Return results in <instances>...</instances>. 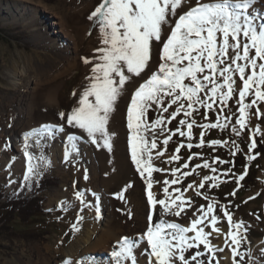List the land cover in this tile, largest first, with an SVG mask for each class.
I'll list each match as a JSON object with an SVG mask.
<instances>
[{
    "label": "rangeland",
    "instance_id": "1",
    "mask_svg": "<svg viewBox=\"0 0 264 264\" xmlns=\"http://www.w3.org/2000/svg\"><path fill=\"white\" fill-rule=\"evenodd\" d=\"M86 2L87 5L83 6ZM100 2L102 0H0V28L8 31H0V143L4 144L0 145V190L3 192L0 214L4 215L0 216V264H63L65 260L92 264L88 259L90 256L95 257V264H115L110 254L118 250L117 241L123 237L139 238L146 232L147 193L128 153L126 117L135 90L152 72L158 70L162 62V43L154 45L150 65L145 73L140 77L128 74L130 78L126 81L113 111L109 113L106 127L111 136V151L103 147L102 141L99 147L91 144L86 138V133L68 125L66 120V116L79 107L81 94L90 83L86 77H91V68L96 62L93 59L97 55L95 50L103 46L99 27L94 20L89 19ZM262 5L264 7V3ZM261 13L264 18V10ZM53 22L57 25H52ZM60 25L66 38L60 33ZM258 27L260 29L259 25ZM169 34V29H166L164 37ZM76 47L74 67L67 70L64 60ZM250 55H254V50ZM85 57L92 63L86 65L83 62ZM22 70H28L27 75L34 78L31 79L33 82L27 89V94L22 95L27 96L25 102L29 106V116L27 106L22 105L23 101H20V94L26 90L23 86L14 89L11 81V75L19 74ZM250 73L251 70L246 69V75ZM217 79L222 83L219 77ZM234 79L237 92L226 104L221 103L218 98L214 101L208 100V96L201 93L208 103H212L211 109L197 104L194 108L198 111H193L191 116H185L181 111L175 119H171L169 113L177 107L172 105L167 113L149 110L143 119L151 124L163 116L165 123L155 130L157 148L151 150L152 164L154 168L162 169L159 174L169 181L165 186L169 188L171 198L182 196L186 201L180 217H165L173 218L172 222L188 227L191 219L196 218L193 213L201 206L206 210L211 204L213 214L220 217L217 226L227 233L229 225L227 218L223 216V210L227 209L233 215L234 221L244 222L240 229L234 228L238 238L242 235V242L239 246L224 247L222 253L210 254L213 257L212 264H223V254L227 258L230 256L235 264H264V102L248 110L245 128L241 129L238 123L240 116L237 101L242 81L238 79V73L234 74ZM252 98L254 96L251 94L245 97L244 103H250ZM184 103L187 104L186 101ZM164 106H167V100ZM257 107L260 114L252 115ZM61 113H64L65 117H61ZM21 114L26 116V119L22 120ZM181 120L186 121L184 125L180 124ZM193 120L196 123L189 139L187 124ZM212 123L227 127H202ZM16 124L17 129L10 131L15 129ZM45 126L55 131L54 137L46 135ZM61 128L64 129L63 133ZM160 128L165 129L163 134L160 133ZM233 128L237 131L233 132ZM8 131L11 132L10 135ZM181 131L185 133L184 136L180 135ZM147 132L153 138L152 130ZM168 136H171V139L165 146L163 140ZM24 138L31 141L26 152L32 151L33 154H30L35 161V170L40 173L38 177L33 175L28 181L24 180L25 167L20 162L23 160L22 153L15 147L16 143L19 144ZM201 139L204 141L202 145ZM212 140H218L220 143L213 145ZM253 140L256 141L257 147L249 151ZM65 141L76 144L78 149V153L73 152L67 160L63 155ZM188 144L193 147L188 148ZM178 147L179 152H176ZM159 152H163V155L158 156ZM4 153H7V156H2ZM245 154L255 158L248 160ZM173 155L179 159L171 160ZM233 157H243L244 161H250L251 173L247 165L233 162ZM205 162L209 164L208 169L203 168ZM185 164H188L187 168L184 167ZM212 168H215L216 172H212ZM85 169L89 175L87 181L83 178ZM173 169H178L175 175ZM185 172L190 174L185 176ZM242 174L251 181L246 187H252L251 191L245 194L237 191L243 183L238 182ZM205 176L210 179L205 180ZM213 177L215 179H212ZM43 179L47 180L48 184L43 187L41 193L43 201L37 204L39 211H45L43 217L37 215L36 209L35 216L17 223V215L14 218L3 206L11 200L12 195L19 194L20 198L27 196L31 185ZM173 179L178 182L172 184ZM200 183L205 187L199 188ZM157 185L158 189L162 188L159 183ZM221 187L224 188L222 191ZM24 190L26 192L22 196ZM76 191L85 193V201L94 199L92 192L99 195V218L94 207L88 208L79 203L75 197ZM234 191L236 194L231 195ZM197 192L201 195H197ZM64 201H68L67 208L62 207ZM179 202L176 201L177 204ZM78 214L83 217L79 221ZM19 216L23 217L21 213ZM104 218H109L111 222L109 233L112 239L108 245L99 248L89 246L80 252L78 258L70 257V251L77 240L87 234V231L98 228ZM206 223L210 225V221ZM74 224L78 226L79 231L73 228ZM95 240L96 237L91 238V245ZM220 242L221 240L215 239L212 245L221 246ZM233 247L238 255H233ZM147 251H150V247ZM140 260V264H144L143 261L146 264L145 259Z\"/></svg>",
    "mask_w": 264,
    "mask_h": 264
},
{
    "label": "snow or ice",
    "instance_id": "2",
    "mask_svg": "<svg viewBox=\"0 0 264 264\" xmlns=\"http://www.w3.org/2000/svg\"><path fill=\"white\" fill-rule=\"evenodd\" d=\"M256 2L257 0H214L206 3L195 0L193 4V0H102L90 14L89 19L94 20L99 27L103 46L95 50L97 55L93 59L96 62L91 68V77H86L90 83L81 94L79 107L74 108L66 116V120L68 125L86 133V138L97 147L101 146L102 141L103 147L111 151V136L106 127L109 113L113 111L126 81L130 78L128 74L140 77L145 73L150 65L154 45L162 43L160 55L162 62L158 70L152 72L149 78L135 90L127 108V127L131 132L128 137L131 161L141 177H144L145 173L148 176L144 180L148 189L147 228L139 238L123 237L117 241L118 250L110 254L115 264H140L141 258L145 259L146 264H212L213 257L210 254L224 251L222 246H213L209 239L213 232L216 233L213 239L218 238L222 232L217 226L220 217L213 214L214 209L211 204L206 210L204 206L197 209L193 213L196 218L191 219L188 227L164 219L165 216L180 217L184 212L186 201L182 196L171 198L169 188L165 186L169 184L168 180L160 181L153 178L154 172L162 171L160 168H154L152 164L151 150L157 148L155 130L165 121L161 115L148 124L143 117L149 110L167 113L172 105L177 107L175 111L169 113L171 119H175L181 111L185 116H191L193 111H198L194 108L197 104L211 109L212 103H208L201 93L207 95L208 100L214 101L218 98L221 103L226 104L237 92L234 74L238 73V79L242 81V88L238 90L237 103L240 116L238 123L241 129L245 128V118L249 116L248 110L264 102V24H261L260 30L257 31L253 23L256 10L253 9L252 16L248 15V10ZM166 29H170V34L165 38ZM252 50L254 55H250ZM83 62L86 65L92 63L87 57L83 58ZM246 69H250L251 73L246 75ZM217 77L222 83L218 82ZM250 94L254 98L250 103L245 104V97ZM166 100L167 106H164ZM259 114L260 110L257 107L252 115ZM60 115L65 117L64 113ZM185 122L181 120L180 124L184 125ZM195 123L193 120L187 124L189 139ZM202 127L224 128L227 125L212 123ZM45 128L46 135L55 136L52 128L48 126ZM149 129L153 132L150 143L143 135V132ZM60 131L63 133L64 129L61 128ZM164 131V128H160L161 134ZM232 131L237 130L233 128ZM180 135L184 136L185 133L181 131ZM69 139L75 140L76 137ZM170 139L171 136H168L163 140V144L167 146ZM203 143L201 139L200 144ZM219 143L218 140L211 141L213 145ZM187 146L193 147L192 144ZM256 147L257 143L253 140L249 151ZM72 151L78 153L76 144L72 145ZM176 152H179V147ZM24 154L28 157L24 180L28 181L33 175L38 177L40 173L36 172L31 162L32 155L28 152ZM69 155L66 150L64 159L67 160ZM157 155L161 156L163 152ZM245 155L248 160L255 158ZM170 159L178 160L179 157L173 155ZM219 162L231 163V161ZM184 167L187 168L188 164ZM203 168L208 169L209 164L205 162ZM176 171L178 169L172 170L173 175ZM211 171L216 172V169L212 168ZM189 174L183 173L185 176ZM245 174L239 176L238 182L244 180ZM83 178L85 181L89 179L87 169L84 170ZM204 179L210 178L205 176ZM177 182L176 179L171 181L172 184ZM157 183L162 187L164 198H158L153 192V186ZM198 187L204 188L205 185L200 183ZM235 194V191L231 193V195ZM91 195L94 199L85 201L83 191L75 192L79 203L88 208L94 207L99 218L100 197L96 192H92ZM120 195L122 197V194ZM197 195L201 193L197 192ZM177 200L180 201L178 204ZM62 207L67 208L68 201L62 202ZM223 216L227 218L229 225V231L224 234L225 242L228 243L230 237L231 244L239 246L243 237L240 235L238 238L234 228L240 229L244 226V222L234 221L233 215L227 209L223 210ZM82 218L77 215L78 221ZM209 221L211 227L206 231L208 227L206 222ZM73 228L79 231L76 224ZM148 247L150 251L146 252ZM232 251L234 256L238 255L235 247ZM88 259L95 264L94 256ZM63 264H83V262L65 260Z\"/></svg>",
    "mask_w": 264,
    "mask_h": 264
},
{
    "label": "bare ground",
    "instance_id": "3",
    "mask_svg": "<svg viewBox=\"0 0 264 264\" xmlns=\"http://www.w3.org/2000/svg\"><path fill=\"white\" fill-rule=\"evenodd\" d=\"M87 3L88 2L84 3L83 6H86ZM263 3H264L263 0H257V2L252 6V8H250L248 10V15L249 16H252L253 15V9H255L256 12H257V13L255 12L256 13L255 14V17L256 18L253 21L254 25L257 27V30H260L259 27H258V25L260 26L261 24H264V23H262L264 21V18L262 17V13H261L264 10V7L262 5ZM52 25L56 26L57 23L56 22L55 23L53 22ZM59 27L61 28V25ZM173 27H174V25H173ZM169 32H170V29H169ZM60 33L64 35L63 38H66V34L63 33V29L62 28L60 29ZM76 52H77V47L74 50H72V52L70 53V56L66 57V59L64 60V64H65V67H66L67 70H69L70 68L72 69L74 67L75 54H76ZM28 72H29L28 70H22L19 74H12L11 75V81H12V83L14 85V89H15V87L17 88V87L23 86L22 88H24L26 90L22 94H20V97H21L20 98V101L21 100L23 101L22 102V105H26L27 106V108H28V116H29V113H30L29 112V106L27 105L28 103L26 104V102H25L27 96H22V95H26L27 94V92H28L27 89H29L30 84L33 82V80H31V79H34L29 74L27 75ZM20 116L22 117V120L26 119V116H23L22 114ZM126 120H127V117H126ZM19 123H21V119H20V122ZM126 123H127V121H126ZM14 128L15 129H12L10 131H15L17 129V124L15 125ZM126 128L128 129L127 126H126ZM10 131H8V135H10L9 134V133H11ZM128 134H129V136L131 134V132H130L129 129H128ZM143 135L145 136V139L148 140L149 143H150L151 140H152V135L149 134L147 131H144L143 132ZM30 142H31L30 140L24 138L22 141L20 140V142H18L19 144L16 143V146H15L16 149L20 153H22L21 157H22L23 160L20 161V162L23 163V165L25 167L24 170H25V173L26 174H27L28 157L25 156L24 153L26 152V149H28V146H29L28 143H30ZM0 145L3 146L4 144H1L0 143ZM1 146H0V149H1ZM67 149H69V151ZM71 149H72L71 141H65L63 150L64 151L67 150L70 154H74L73 151H71ZM127 149H128L129 155L131 156L130 146H129V148L127 147ZM64 151H63V153H64L63 155H65V152ZM28 153L33 154L32 151H28ZM129 155L127 154V156H129ZM2 156H7V153L6 154L5 153L2 154ZM31 162L35 166V161H34L33 158H32V161ZM147 178H148L147 173L144 174V177H141V179H142L141 180V183L146 188L145 189L146 193L148 192V189H147V185L144 183V180L147 179ZM153 178L154 179H159L160 181L165 180L164 177L161 174L156 173V172L153 173ZM157 184H154V186H153V192H154V194H156L158 196V198H164L163 197L162 188H159L158 189V185ZM146 209L148 210V205L147 204H146ZM164 219L165 220H168V221H171V222L173 221V218L172 219H168L167 217H164ZM110 223L111 222H110V219L109 218H104L102 220L100 226H98V228H96L93 231H87L86 232L87 234L82 235V237H80L77 240L76 245H74L72 247L69 256L70 257H77L78 258L80 252H83L82 250L88 249L89 246L90 247H94V248H99V247H102V246H105V245L107 246L108 245V242L112 239V237L110 236V233H109V224ZM210 227L211 226L208 225V227H206L205 230L206 231H209ZM99 232H101V233L99 234ZM224 234H226V233L225 232H221V235L218 238H215V239L221 240L220 243H221V246L223 248L226 247V246H231L232 245L231 244V238L230 237L228 238V243L225 242V236H224ZM105 235H107V236H105ZM214 236H216V233L215 234L212 233V235H210V237H209V239L211 241V244H214V240H215V239H213ZM92 237H96V240H95V243H92V245H91L90 240H91ZM232 260H231L230 256L227 258V256L224 255V254H223L222 258H221V262L223 264H235L234 260L233 261ZM140 261H142V260H140ZM142 263L145 264L144 261Z\"/></svg>",
    "mask_w": 264,
    "mask_h": 264
},
{
    "label": "trees",
    "instance_id": "4",
    "mask_svg": "<svg viewBox=\"0 0 264 264\" xmlns=\"http://www.w3.org/2000/svg\"><path fill=\"white\" fill-rule=\"evenodd\" d=\"M1 27V26H0ZM0 31L2 32H8L7 30H4L2 28H0ZM243 157H239V158H234L233 157V162L237 163V164H242V165H247V169L249 170V172L251 173L252 168H251V163L250 161L248 162V160H243ZM47 180L43 179L37 183H33L31 185L30 188V192L27 196L25 197H18V195H12L11 200L9 202H6L7 204H5L3 206V209L8 210L9 213L13 214L14 218H16L17 215V219L19 220V222L17 221V223L22 222L21 220H25L27 218H32L33 215L35 214V210H38V206L37 204H39V202L43 201V198H41V193L43 191V187L48 184V182H46ZM243 183L239 186V188H237V191H239L241 194H245L246 192L251 191L252 187H246V185H249V183L251 181H249L248 178H245L244 180H242ZM221 186V185H220ZM219 186V187H220ZM224 188L221 187L220 191H222ZM25 190L23 191L22 196L25 194ZM3 197V192L0 190V199ZM14 205V206H13ZM19 213H21V215H23V217L19 216ZM40 213V214H39ZM45 213V211L41 212L38 210L37 215L42 216ZM0 216H4L1 215ZM35 216V215H34Z\"/></svg>",
    "mask_w": 264,
    "mask_h": 264
}]
</instances>
